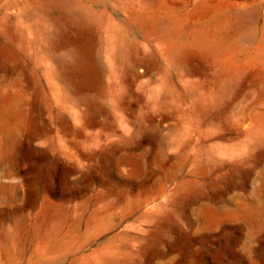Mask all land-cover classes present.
Returning a JSON list of instances; mask_svg holds the SVG:
<instances>
[{
    "label": "rangeland",
    "instance_id": "1",
    "mask_svg": "<svg viewBox=\"0 0 264 264\" xmlns=\"http://www.w3.org/2000/svg\"><path fill=\"white\" fill-rule=\"evenodd\" d=\"M0 264H264V0H0Z\"/></svg>",
    "mask_w": 264,
    "mask_h": 264
}]
</instances>
